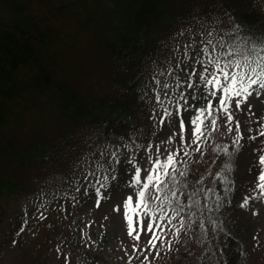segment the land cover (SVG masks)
Returning <instances> with one entry per match:
<instances>
[{
    "label": "trees",
    "instance_id": "trees-1",
    "mask_svg": "<svg viewBox=\"0 0 264 264\" xmlns=\"http://www.w3.org/2000/svg\"><path fill=\"white\" fill-rule=\"evenodd\" d=\"M107 1V13L104 1L88 8L95 36L67 26L68 4L77 0L50 5L45 16L31 9L29 0H0V209L6 196L59 184L85 157L105 176H126L125 155L142 163L154 133L160 134L141 89L144 60L160 61L164 43L183 21L226 17L240 34L264 39V0H126L130 8L121 0ZM205 99L197 97L194 108L183 109L184 117L197 114ZM205 131L211 134L201 151L191 146L178 151L177 169L186 175L176 176L177 197H170L171 205L156 206L168 211L179 229L174 242L184 236L191 240L184 260L174 264H246L232 212L242 204L237 172L250 134L242 133L237 150L222 126ZM98 142L103 153L96 149ZM69 200L58 196L48 202L61 206ZM179 207L183 210L174 214ZM48 236L70 239L59 229H49ZM78 252L76 264H109L89 248Z\"/></svg>",
    "mask_w": 264,
    "mask_h": 264
},
{
    "label": "rangeland",
    "instance_id": "rangeland-1",
    "mask_svg": "<svg viewBox=\"0 0 264 264\" xmlns=\"http://www.w3.org/2000/svg\"><path fill=\"white\" fill-rule=\"evenodd\" d=\"M63 1L65 0H29L28 6L39 16H45L49 14L50 5L57 7ZM103 1L107 3L105 10L107 13L111 9V4L107 0H77L75 3L68 4V11L65 12L67 26L77 25L81 29L83 28L85 34L95 35L96 25L94 19L88 17L92 15L88 8L100 6ZM121 1L130 8V4L134 0H129L130 3L126 0ZM82 4H85V7L81 8ZM109 25L107 21V26ZM113 25L111 23V26ZM231 31H234V28L227 20L221 25V35L194 30L190 34L193 43L191 52H196V50L201 52L207 40L216 37L218 42L212 44L210 53L213 57H221V52L226 50L230 44L226 41V37ZM186 32H184L185 36ZM221 42L224 43V49L219 47ZM175 46H179V55L176 54ZM183 46V43L177 42L170 52L177 61L184 57ZM213 46H215L214 52L212 51ZM201 55L205 54L195 53V56H199V59L208 67L209 73L215 71V66L208 65V58H203ZM221 66H223L222 59ZM202 71L201 63L195 59L189 65V77L185 71L179 76L168 75L164 78L163 86L168 85L164 89L169 90L170 93L168 101L164 103L162 100V104L157 102L152 112L153 122L157 125V129H160V134L154 133L153 137L151 154L154 157L158 155L163 161L167 154L178 152L183 147L180 139L181 119L184 120L186 129L183 135L187 143L184 146L198 147L202 145L203 142L198 145L191 143V132L194 126L191 125L190 118L196 114L188 116L187 124L180 111L172 114L169 120L165 118L164 112V109L175 112L176 101L179 100V104L185 102V100L179 99L181 95L186 98L187 102L189 99L190 103L189 93L191 97H207L203 101L202 107L208 103L216 108L219 107L218 99L223 94L214 89L212 85L205 86L200 83L199 74ZM221 81L223 82L222 77ZM188 84H192L193 87H188ZM252 89L255 91L248 97L246 103L241 104L240 108L235 107V100L231 103L229 111L233 116L231 125L233 131L231 133L227 131L226 117L222 111L217 112L219 116L217 127L220 125L225 129L224 138L227 141L237 138V136L235 137L236 121L240 123L241 133L250 134L248 150L242 157L241 166L237 172L242 183V203L245 197H248L249 200L247 207L240 205L232 212L237 229L235 226L233 228L235 227V231L239 233V238L244 246L245 263L264 264V197H260L259 190L256 188L257 176L260 173L258 160L259 156L264 154V136L259 135V132L264 130V89H259L257 85H253ZM211 91H216V96L208 95V92ZM173 115L178 116L175 118ZM162 119H164V124L161 123ZM250 137H256V139L250 141ZM102 146L101 142H98L96 149L102 150ZM157 149H159L158 152ZM148 155V151L143 154L142 163L137 162V164L134 161L135 166L142 169V180L145 175L143 169L145 165H148ZM123 158L126 159L125 164H127L126 176L123 173L103 176L91 168L90 159L85 157L84 161L76 167V171L71 176L60 179L59 184L38 188L30 193L4 197L0 209V264H40L41 261H46L47 264H76L78 254H80L78 251L85 248L100 253L109 264H141V262L143 264H162L163 261L167 264H174L179 260L183 261L182 252L190 246L191 240L184 236L183 240L174 242L178 233L174 228V223H169L171 219L168 218L166 211L162 221L157 219L154 222V231L160 237L159 241H156L155 248L147 244L151 233L141 232V240L138 242L128 235L124 203L128 196H132L133 207H135L137 196L136 189L130 186L134 172L133 163H129L131 157L125 155ZM58 196L60 198L71 196V200L61 206H55L48 202L49 199ZM142 218V213L133 215V223L138 230ZM143 219L145 223L148 222L147 218ZM51 224L54 228L51 227ZM49 229L64 230L69 234L70 239L63 242V239L49 238ZM134 244L139 246L138 249L134 250ZM160 260L161 262H159Z\"/></svg>",
    "mask_w": 264,
    "mask_h": 264
},
{
    "label": "snow or ice",
    "instance_id": "snow-or-ice-1",
    "mask_svg": "<svg viewBox=\"0 0 264 264\" xmlns=\"http://www.w3.org/2000/svg\"><path fill=\"white\" fill-rule=\"evenodd\" d=\"M207 44L211 45L212 41L210 39L207 40ZM219 47L224 49V43L221 42ZM212 51H215V46H213ZM201 53L208 56V65L215 66V71L209 73L208 67L205 66L203 61L197 56V62L201 63L203 67V71L199 74L200 83L205 86L212 85L214 89L218 90L223 95L218 99L219 108L213 109V105L208 103L206 106L196 109L197 114L190 118V123L194 126L191 132V143L197 145L202 142L203 138L211 134V132H206L205 129H217V117L213 114L214 111H222L225 114V126L227 131L231 133L233 131L231 126L233 116L229 109L232 101L235 100V107L240 108L241 104L246 103L248 97L255 91V89H252L253 85H257L259 89H264V39L256 41L254 38L248 37L247 39L241 38L237 42L229 44L227 49L222 51L220 55L232 57V59H225L223 61V66H221L220 56L213 57L208 47H204ZM209 76L212 78L209 79ZM221 77L223 78V82L221 81ZM157 83H159V81H157ZM164 87L167 88L168 85H164ZM188 87L191 88L193 85L188 84ZM165 95H167V93H165ZM202 95H204V93H202ZM208 95L216 96V91L208 92ZM257 95H259V92H257ZM205 98L207 97L205 96ZM156 99L162 104L159 95H157ZM179 99L185 100V104L180 105L179 100L176 101L178 112L180 109L187 110V108L192 107L187 104V100L183 95H181ZM169 103H171V101H169ZM164 112L166 116H172V113L167 109H164ZM208 118H210L209 122L205 123V120ZM161 123H164V121L161 120ZM180 129L181 145L184 146L187 142L183 135L186 130L183 119L180 120ZM235 129L237 138L233 141V144L235 148L239 150L242 146L240 141L244 138L240 132L239 121H236ZM259 135L264 136V130H261ZM250 138L253 140L256 139V137ZM195 150L201 151L199 147ZM158 151L159 149H157V152ZM223 151L227 153L228 150L225 148ZM148 152V165H145L143 169L145 173L143 180L141 179L142 169L135 166V157L129 159V163H133L134 167V175L130 181V186L136 189L137 202L135 207H133V197L128 196L124 203V208L126 210L125 217L128 223V235L133 237L134 241L138 242L141 240V232H145V234L151 233L152 235L147 239V244L155 248L156 241H159L160 237L154 231V222L157 219L162 221L165 218V209L156 206V202H159L160 205L165 203L171 205V198L177 197V190H173L177 183L176 176H185L186 172L178 171L177 169L179 161L176 157L178 152L167 154L166 159L163 161L158 155L154 157L151 154L150 148ZM184 155L188 156L189 152L184 150ZM258 164L260 166V173L257 176L256 188L259 190L260 197H264V154L259 156ZM225 167L230 169V165H225ZM224 179H226V177H224ZM169 185H172V187H169ZM185 187H187L186 184ZM192 195H194V193H189V197ZM248 200L249 198L245 197L241 207H247ZM182 210L183 207H179L173 211L174 214L179 215V212ZM141 213L143 218H147L148 222L145 223L142 218L138 230V228L134 226L133 215H140ZM157 213L160 215L157 216ZM169 223H171V221H169ZM156 227L158 228L159 225L157 224ZM180 227H184L183 221H181ZM201 227H203V224H201ZM178 232L179 229H177V233ZM138 247L137 244H134V250L138 249ZM145 260H147V257H145ZM141 264H143V262H141Z\"/></svg>",
    "mask_w": 264,
    "mask_h": 264
}]
</instances>
